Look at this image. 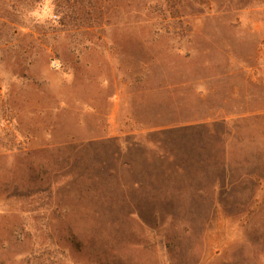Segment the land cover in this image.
Returning <instances> with one entry per match:
<instances>
[{"label":"rangeland","instance_id":"rangeland-1","mask_svg":"<svg viewBox=\"0 0 264 264\" xmlns=\"http://www.w3.org/2000/svg\"><path fill=\"white\" fill-rule=\"evenodd\" d=\"M0 264H264V0H0Z\"/></svg>","mask_w":264,"mask_h":264},{"label":"crops","instance_id":"crops-1","mask_svg":"<svg viewBox=\"0 0 264 264\" xmlns=\"http://www.w3.org/2000/svg\"><path fill=\"white\" fill-rule=\"evenodd\" d=\"M113 100H114V102H113L114 103V106L111 109H117V106L115 105V103H116V97H114ZM91 109H94V108H91Z\"/></svg>","mask_w":264,"mask_h":264}]
</instances>
